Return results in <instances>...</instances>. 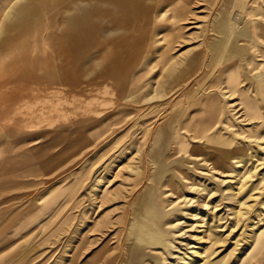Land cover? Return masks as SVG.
<instances>
[{
  "label": "rangeland",
  "instance_id": "rangeland-1",
  "mask_svg": "<svg viewBox=\"0 0 264 264\" xmlns=\"http://www.w3.org/2000/svg\"><path fill=\"white\" fill-rule=\"evenodd\" d=\"M26 2L0 0V264H264V0H139L126 39L117 0Z\"/></svg>",
  "mask_w": 264,
  "mask_h": 264
},
{
  "label": "bare ground",
  "instance_id": "bare-ground-1",
  "mask_svg": "<svg viewBox=\"0 0 264 264\" xmlns=\"http://www.w3.org/2000/svg\"><path fill=\"white\" fill-rule=\"evenodd\" d=\"M26 1H27L26 2L27 7L31 8L32 7V4L30 3L31 0H26ZM45 1H46L47 4H50L51 2H54V4H56V7H58V5L60 4V0H45ZM126 1H128V0H117L116 4L113 5V17L111 18V24H113L112 32H114L117 36L121 35V37L123 36L124 38L128 37V32H132L133 31V29L131 30V27H133L131 25L134 22H137L136 25H138V23H139L138 20L140 18H147V20L149 21L150 16H152L150 7H147L148 10L146 11L145 14H143V13L142 14H138V11L135 10L136 8H134V2H136V1L139 2V0H131L130 5L128 4V2L126 3ZM42 2H44V0H42ZM58 2H59V4H58ZM83 4H85V2H83ZM79 5H77V6L80 7ZM77 6H75L74 8H71V9L68 8V10L62 12L63 14L61 13V16H67L66 13L71 11V10L72 11L76 10V13L74 15H71V17H73V18H76L77 14L80 11H82V14H83L84 11L83 10H78ZM88 7L90 8V5H88ZM25 8H26V6H25ZM95 8H96V5H95ZM95 8L89 9V11L87 10L85 12V17H88V14L91 13L90 11H93ZM23 12H24V8L23 7H18V9L16 8L15 10L11 11V13L9 15V24H8L9 28H11L10 31H12V32L13 31H17V28H15L13 23L16 24V22H19L18 19H20V16L22 15ZM79 15H80V13H79ZM82 18H83V15H82ZM142 27H144L143 24H142ZM137 30H139V29H137ZM243 34H245V33H243ZM218 44H219L218 41L217 42H213V44H212L213 51H217V45ZM235 80L236 79L233 78V77L232 78H230V77L228 78L229 83H234ZM109 83L110 84L112 83L111 84V86H112L114 84V81L113 82L110 81ZM213 101L214 100L209 99V101H207V103L211 104ZM159 139H160V137L156 136V140H159ZM209 145H210V149H211L212 152H217L219 156H222V148L219 145H217L214 142L213 143L212 142L209 143ZM159 159L160 158H158V160ZM157 162H160V161H157ZM162 162H163V160L160 163H162ZM146 201L147 202L145 203V205L141 206L140 211L136 212L135 215H134V221H135V225L137 227L138 233H137V235H135V240H134V242L132 244L138 243L140 245L139 248L136 249L135 254H133L134 262H136V263L141 262L143 256L146 255V254L143 255V248L145 246L146 240L150 239V237L146 233V230L141 228L140 224L137 225V223L139 221H141L142 209H145V212H148V213L152 212L151 215H153V214L156 215V213H157L155 201H154V199H148L147 193H146ZM153 241H156V239L154 237H153Z\"/></svg>",
  "mask_w": 264,
  "mask_h": 264
},
{
  "label": "crops",
  "instance_id": "crops-1",
  "mask_svg": "<svg viewBox=\"0 0 264 264\" xmlns=\"http://www.w3.org/2000/svg\"><path fill=\"white\" fill-rule=\"evenodd\" d=\"M145 19V23H146V21H147V18H144ZM144 21H142L141 23H143ZM123 38V36L121 37V38H119V39H122ZM3 38H1L0 40H2ZM124 39H126V38H124ZM4 73H5V65L3 64V62H2V60H1V57H0V91H2L3 90V88H5L4 86H5V84H6V82H5V79H4ZM109 77H110V79H109ZM108 78H107V80H105V86H102L101 85V88H105V89H109L110 87H111V84L109 83L110 81L111 82H113L114 81V83H116V85L118 86V89H120V88H124V82L125 81H121V80H113V78H111V76H109ZM70 78V77H69ZM69 78L68 79H66V81L68 82V80H69ZM123 80V79H122ZM5 83V84H4ZM67 86L66 87H68V84H66ZM83 82L81 83V85H79V90L81 91L79 94H77V95H71V96H67V97H69V99H74V96L75 97H79V99H77L76 101H78L79 103H81V101H83L84 102V99H85V92H84V87H83ZM70 86V85H69ZM74 88V87H73ZM93 88H100V85H96V86H93ZM77 89V88H76ZM8 93V92H7ZM109 94V93H108ZM10 97V96H9ZM75 104V101L73 100V105ZM2 111H4L3 110V108H0V113H2ZM63 114H65V113H63ZM83 119V117H81V118H77V119H75V120H82ZM13 134H14V131L12 132Z\"/></svg>",
  "mask_w": 264,
  "mask_h": 264
}]
</instances>
